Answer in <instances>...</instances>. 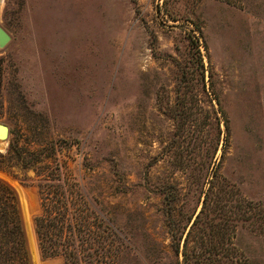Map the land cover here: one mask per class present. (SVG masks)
<instances>
[{"label": "rangeland", "instance_id": "rangeland-1", "mask_svg": "<svg viewBox=\"0 0 264 264\" xmlns=\"http://www.w3.org/2000/svg\"><path fill=\"white\" fill-rule=\"evenodd\" d=\"M0 27V179L29 264H65L38 244L45 179L129 238L119 264H175L164 200L194 208L212 174L264 212V0H0ZM233 242L264 264L258 222Z\"/></svg>", "mask_w": 264, "mask_h": 264}, {"label": "trees", "instance_id": "trees-1", "mask_svg": "<svg viewBox=\"0 0 264 264\" xmlns=\"http://www.w3.org/2000/svg\"><path fill=\"white\" fill-rule=\"evenodd\" d=\"M197 29L201 30L199 25ZM221 112L226 121L222 109ZM15 147L11 141L7 153L11 155L14 150L21 156V150ZM5 157L0 153V163ZM41 160L37 157L35 161H26L25 166L32 167ZM44 182L40 185L42 211L35 219L38 244L44 257L62 255L65 264H119L125 254L135 256L136 250L129 238L125 239L108 225L85 200L75 197L76 193H58V188L63 189L60 185H48V179ZM228 186L214 179V174L210 175L207 187L198 193L199 210L198 205L188 210L187 202L179 196L165 198L166 224L175 264H252L235 246L234 234L238 224L252 222H258L264 233V212L257 211L260 204L233 193ZM0 264H29L16 197L2 179Z\"/></svg>", "mask_w": 264, "mask_h": 264}, {"label": "water", "instance_id": "water-1", "mask_svg": "<svg viewBox=\"0 0 264 264\" xmlns=\"http://www.w3.org/2000/svg\"><path fill=\"white\" fill-rule=\"evenodd\" d=\"M0 31L6 36V42H3L0 38V47L4 46L8 40L10 39L9 35L0 27ZM9 135V128L5 124L0 123V139L1 140H6Z\"/></svg>", "mask_w": 264, "mask_h": 264}, {"label": "bare ground", "instance_id": "bare-ground-1", "mask_svg": "<svg viewBox=\"0 0 264 264\" xmlns=\"http://www.w3.org/2000/svg\"><path fill=\"white\" fill-rule=\"evenodd\" d=\"M0 38L3 42H6V36L2 32H0Z\"/></svg>", "mask_w": 264, "mask_h": 264}]
</instances>
